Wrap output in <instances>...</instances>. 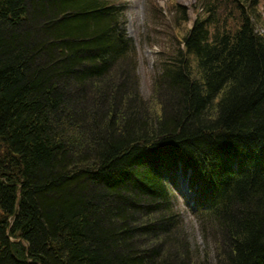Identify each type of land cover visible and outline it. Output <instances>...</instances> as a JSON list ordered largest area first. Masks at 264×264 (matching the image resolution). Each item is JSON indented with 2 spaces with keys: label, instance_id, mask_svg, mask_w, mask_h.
Here are the masks:
<instances>
[{
  "label": "trees",
  "instance_id": "16d2710c",
  "mask_svg": "<svg viewBox=\"0 0 264 264\" xmlns=\"http://www.w3.org/2000/svg\"><path fill=\"white\" fill-rule=\"evenodd\" d=\"M114 1L0 0V264H199L178 171L207 264H264V3L197 0L152 106Z\"/></svg>",
  "mask_w": 264,
  "mask_h": 264
},
{
  "label": "rangeland",
  "instance_id": "374dc122",
  "mask_svg": "<svg viewBox=\"0 0 264 264\" xmlns=\"http://www.w3.org/2000/svg\"><path fill=\"white\" fill-rule=\"evenodd\" d=\"M260 1L262 7L264 0ZM196 2L197 0L114 1L116 5L125 8V33L135 46L136 59L130 67L135 68L132 77L136 90L140 98L152 106L157 104L156 96L162 95L163 91L162 89L160 92L154 91L155 80L161 76L162 65L175 56L181 39L180 31L188 29L194 21ZM180 9L186 10V25L174 22L177 20L176 10ZM75 101L74 111L79 112L82 109L81 101ZM87 104L89 102L85 103L86 106ZM179 175L183 177L180 172H177L175 185L170 186V193L175 200V211L182 221V227L178 233L184 236L188 246L186 248L190 251L188 256L191 262L207 264L214 257L212 240L206 243V240L201 237L199 224L192 213L193 196L183 189Z\"/></svg>",
  "mask_w": 264,
  "mask_h": 264
},
{
  "label": "bare ground",
  "instance_id": "6f19581e",
  "mask_svg": "<svg viewBox=\"0 0 264 264\" xmlns=\"http://www.w3.org/2000/svg\"><path fill=\"white\" fill-rule=\"evenodd\" d=\"M160 164V163H159ZM162 167H163V165H157V167L155 168V170H157V172H161V171H163L162 170ZM161 170V171H160ZM179 172V171H178ZM181 172V171H180ZM179 181L181 182V184H182V186H185V182H184V179H183V177L182 176H180L179 175Z\"/></svg>",
  "mask_w": 264,
  "mask_h": 264
}]
</instances>
